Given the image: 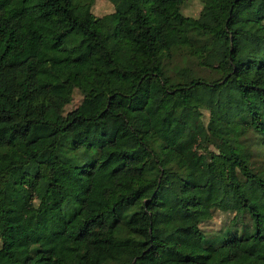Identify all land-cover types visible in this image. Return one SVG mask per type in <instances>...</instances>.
Listing matches in <instances>:
<instances>
[{"label":"trees","instance_id":"obj_1","mask_svg":"<svg viewBox=\"0 0 264 264\" xmlns=\"http://www.w3.org/2000/svg\"><path fill=\"white\" fill-rule=\"evenodd\" d=\"M107 1L0 0V264H264V0Z\"/></svg>","mask_w":264,"mask_h":264},{"label":"rangeland","instance_id":"obj_2","mask_svg":"<svg viewBox=\"0 0 264 264\" xmlns=\"http://www.w3.org/2000/svg\"><path fill=\"white\" fill-rule=\"evenodd\" d=\"M201 9V2L199 0H184V2L181 5V13L184 16H189V17H196L199 14V11ZM91 12L95 17L98 18L99 20V27L101 29H104L106 26L108 29V25H105L107 21L109 22V17H112L113 10L111 4L107 0H93L92 6H91ZM108 31V30H107ZM184 37L182 35H177V34H168V42L170 43H179L184 41ZM185 56L183 54H175L170 60H166V71L168 72V75L170 77H173L175 74L174 72L176 71L177 75L182 79V80H189L192 76V74L187 70H179L183 69L184 66H188L193 69L195 73L199 74L200 76H206L208 74L207 71L198 68L196 64L193 62L192 59H188L187 61L185 60ZM58 68H61V65H58ZM174 71V72H173ZM81 95L79 92L75 89L72 93L71 100L70 102L65 105L64 107V113L73 109L80 101ZM206 118V113L204 112V120ZM136 127H141L144 128L146 126L145 121H141L137 124H135ZM254 140V135L253 133H248L245 136V139L242 140L243 144H248L252 146V141ZM251 143V144H250ZM208 149L211 151L212 147L209 146ZM251 149H254L252 146ZM251 166L253 169L256 168H263L264 163L262 162L261 159L258 160L257 157L252 158ZM63 192L61 193H55L53 196V203L54 205L58 204V202L61 200L62 195H74V190L70 188H63ZM232 203H227V206L225 208H215L212 211L211 218L203 221L200 223L199 227L201 229V233L204 236V239H213L217 233H222L225 232L228 228H232L233 225L231 226L230 219L233 216V210L231 209ZM243 224H250L249 219L247 216H244V218L241 221ZM241 223L238 221L235 224L234 228H237V230H240ZM187 239H190V237H186ZM176 241V240H175Z\"/></svg>","mask_w":264,"mask_h":264}]
</instances>
